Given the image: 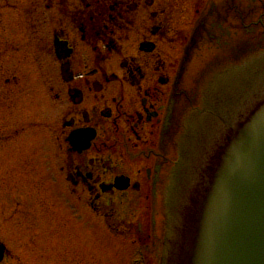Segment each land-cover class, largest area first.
<instances>
[{
	"label": "flooded vegetation",
	"instance_id": "flooded-vegetation-1",
	"mask_svg": "<svg viewBox=\"0 0 264 264\" xmlns=\"http://www.w3.org/2000/svg\"><path fill=\"white\" fill-rule=\"evenodd\" d=\"M27 2L39 10L26 25L42 31L41 40H28L54 59L53 69L39 65L38 105L52 103L56 119L26 114L39 119L20 127L40 130L42 146L33 151L43 160L35 168L41 182L83 201L89 214L104 221L121 216L111 202L141 201L150 207L154 229L178 152L183 148L185 161L192 133L202 134L207 100L240 65L264 52V0ZM10 69L0 66V104L6 108H14L15 95L29 93L9 86L16 78ZM1 110L3 147L18 131ZM75 131L89 138L86 149L70 145ZM116 178L126 179L127 187L116 188ZM13 216L2 213L4 221ZM104 223L118 232L126 228ZM3 227L9 232L10 225ZM0 245V264H11L5 241Z\"/></svg>",
	"mask_w": 264,
	"mask_h": 264
},
{
	"label": "rangeland",
	"instance_id": "rangeland-1",
	"mask_svg": "<svg viewBox=\"0 0 264 264\" xmlns=\"http://www.w3.org/2000/svg\"><path fill=\"white\" fill-rule=\"evenodd\" d=\"M34 9L38 11L39 5L31 6L27 0H0V39L12 49L0 46V65L14 68L10 70L16 75L15 83L9 86H14L17 93L29 92L24 97L14 96V108H6V102L0 104L4 117L12 116L7 124L12 120L18 131L14 132L13 142L4 141L0 147V239L13 256L11 264H132L138 251L143 250L138 246L142 244L147 255L143 264H158L150 207L146 209L145 203L129 201L125 209L118 210L127 222L137 226L128 227L124 234L112 233L105 229L103 219L86 211L83 201L76 203L59 194L47 181L41 182L42 174L35 171L43 166V160L33 150L42 146L43 138L37 127H20L32 118L39 119L26 114L47 115L50 123L56 118L52 103L38 105L43 81L38 71L43 65V70L54 67V59L36 46L42 31L26 25L27 19L37 17ZM28 36L36 42L29 41ZM23 115L26 118L19 122ZM2 123L5 128L7 124ZM2 213L14 216L4 221ZM4 225H10L9 232Z\"/></svg>",
	"mask_w": 264,
	"mask_h": 264
},
{
	"label": "water",
	"instance_id": "water-1",
	"mask_svg": "<svg viewBox=\"0 0 264 264\" xmlns=\"http://www.w3.org/2000/svg\"><path fill=\"white\" fill-rule=\"evenodd\" d=\"M231 84L178 167L161 262L164 221L155 219L158 264H264V61L242 85L232 76L218 88ZM69 141L78 150L89 144L80 131Z\"/></svg>",
	"mask_w": 264,
	"mask_h": 264
}]
</instances>
